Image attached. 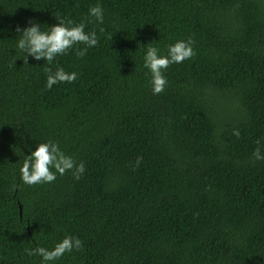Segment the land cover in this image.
<instances>
[{
  "label": "trees",
  "instance_id": "1",
  "mask_svg": "<svg viewBox=\"0 0 264 264\" xmlns=\"http://www.w3.org/2000/svg\"><path fill=\"white\" fill-rule=\"evenodd\" d=\"M96 2L0 0V264H40L24 249L64 234L83 247L51 264H264V0H99L97 45L52 65L77 78L45 88L16 26ZM188 37L194 56L153 94L144 49ZM49 138L84 173L24 185L25 145Z\"/></svg>",
  "mask_w": 264,
  "mask_h": 264
},
{
  "label": "clouds",
  "instance_id": "2",
  "mask_svg": "<svg viewBox=\"0 0 264 264\" xmlns=\"http://www.w3.org/2000/svg\"><path fill=\"white\" fill-rule=\"evenodd\" d=\"M55 23L42 28L35 18L29 17L25 26H16L15 50L18 51L19 59L27 64L31 57L33 60L48 62L45 68L44 87L51 89L54 84L62 82H72L77 78L76 71H66L62 66L56 65V57L66 54L74 45L82 44L75 50L77 57H82L88 48L94 47L98 43L97 32L94 30L85 31L86 24L93 23L99 26V31L103 32L104 9L99 0L92 4L86 14V19L75 21L67 14L57 13L54 16ZM194 41L191 37L186 39H177L165 46L162 50L156 45L148 44L142 55V67L147 70L149 75L148 84L153 94L161 93L165 90L168 83L164 74L171 64H179L194 56ZM14 61V60H13ZM233 135L239 136V130L234 129ZM260 145V140L256 141ZM29 148L27 155H24L22 162L17 169V175L24 185H39L53 182L57 175H64L66 171L71 170L78 179L79 175L84 173L83 162L77 163L71 155H67L59 143L53 139H44L35 142L34 147L25 145ZM262 147H256L252 152V157L256 160H264V151ZM142 157L136 158V164L140 163ZM83 247L81 239L73 234H64L56 240L51 247L36 245L24 249L25 255L29 257H39L40 264H51L59 260L65 253H71L73 250H80Z\"/></svg>",
  "mask_w": 264,
  "mask_h": 264
},
{
  "label": "water",
  "instance_id": "3",
  "mask_svg": "<svg viewBox=\"0 0 264 264\" xmlns=\"http://www.w3.org/2000/svg\"><path fill=\"white\" fill-rule=\"evenodd\" d=\"M19 213H20V215H21V208H20V206H19Z\"/></svg>",
  "mask_w": 264,
  "mask_h": 264
}]
</instances>
